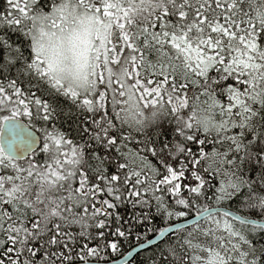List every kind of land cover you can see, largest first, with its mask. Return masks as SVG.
Listing matches in <instances>:
<instances>
[{
	"label": "snow or ice",
	"instance_id": "obj_1",
	"mask_svg": "<svg viewBox=\"0 0 264 264\" xmlns=\"http://www.w3.org/2000/svg\"><path fill=\"white\" fill-rule=\"evenodd\" d=\"M155 232L139 264H264V0H2L0 264Z\"/></svg>",
	"mask_w": 264,
	"mask_h": 264
},
{
	"label": "trees",
	"instance_id": "obj_2",
	"mask_svg": "<svg viewBox=\"0 0 264 264\" xmlns=\"http://www.w3.org/2000/svg\"><path fill=\"white\" fill-rule=\"evenodd\" d=\"M0 2H2V0H0ZM171 224H174L176 223V221H172L170 222ZM154 225L155 227L158 229V228H163V227H167L169 226L168 224H165L163 221L160 220V218H156L154 220ZM143 232V230H142ZM158 234V232H155V233H148L147 234V238H143L140 240V241H137L134 237L133 238H130L128 242L124 243L123 245V248H122V254L121 255H117L116 257H114L115 260H118L120 258H122L124 255H126L132 248H134L135 246H137L138 244L140 243H143L151 238H153L154 236H156ZM154 248L151 247L141 253H139L134 259L133 261H131L130 263L128 264H139V261L148 254V252Z\"/></svg>",
	"mask_w": 264,
	"mask_h": 264
},
{
	"label": "water",
	"instance_id": "obj_3",
	"mask_svg": "<svg viewBox=\"0 0 264 264\" xmlns=\"http://www.w3.org/2000/svg\"><path fill=\"white\" fill-rule=\"evenodd\" d=\"M172 225H175L172 224ZM168 227V226H167ZM151 240L153 241L152 245H149L148 241ZM143 243L138 244L137 246H135L134 248H132L126 255H124L122 258L115 260L116 264H128L131 261H133V259L141 252L155 246L156 244H159L161 241V237L159 236V234H157L156 236H154L153 238L149 239Z\"/></svg>",
	"mask_w": 264,
	"mask_h": 264
}]
</instances>
